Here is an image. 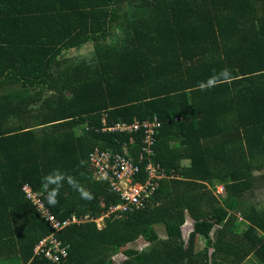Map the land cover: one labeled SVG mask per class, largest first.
Masks as SVG:
<instances>
[{"label": "trees", "instance_id": "1", "mask_svg": "<svg viewBox=\"0 0 264 264\" xmlns=\"http://www.w3.org/2000/svg\"><path fill=\"white\" fill-rule=\"evenodd\" d=\"M88 43L90 59L60 58ZM223 69L234 79L209 86ZM153 117L162 126L150 159L164 177L149 206L103 229L67 225L120 202L93 178L96 147H130L142 173L149 162L137 161L143 134L104 126ZM263 170L264 0H0V264H264V208L249 205ZM140 238L147 249L127 248Z\"/></svg>", "mask_w": 264, "mask_h": 264}, {"label": "built area", "instance_id": "2", "mask_svg": "<svg viewBox=\"0 0 264 264\" xmlns=\"http://www.w3.org/2000/svg\"><path fill=\"white\" fill-rule=\"evenodd\" d=\"M105 124V120L103 121ZM162 124L157 117L146 120L144 122H136L133 124L117 123L114 126H104L103 132H120L129 135H138L141 133V147L137 153V161L142 164L147 156L148 164L145 166L144 173L139 165L134 161V153L126 148L123 153L112 152V150H103L96 147L89 157V163L93 169L94 178L97 181L109 183L114 193H117L120 202L110 208V210L102 217H109L112 213H119L125 216L132 213L134 210H143L149 206V200L154 195L158 184L155 180H160L164 177L163 173H159L160 166H155L150 159L153 154V146L155 144V136L157 131L161 128ZM137 141V138L133 139ZM139 140V139H138ZM133 146L135 147L136 143ZM138 144V145H140ZM133 154V155H132ZM140 175H145V181L138 180ZM26 198L34 206H36L42 214V218L47 219L53 226L55 231H59L65 227L51 214L48 207H46L42 195L35 192L30 186L23 187ZM223 188L218 187V193L222 194ZM94 221L93 217H77L76 215L66 222V224H85ZM45 241L40 242L34 249V254L40 253ZM56 246L58 243H55ZM58 251V250H57ZM66 255V252L63 254ZM55 260H59V257Z\"/></svg>", "mask_w": 264, "mask_h": 264}, {"label": "rangeland", "instance_id": "3", "mask_svg": "<svg viewBox=\"0 0 264 264\" xmlns=\"http://www.w3.org/2000/svg\"><path fill=\"white\" fill-rule=\"evenodd\" d=\"M95 45L93 43H88L81 48H71L67 51L62 52L60 58L65 59H76V60H83V59H90L91 56L94 54ZM15 120L13 119V122ZM187 164V162H185ZM256 181H255V190L253 195L250 197L249 205H255L258 209L264 208V170L261 172L256 173ZM161 227V226H160ZM157 227V232L160 236L165 234L163 227ZM189 236L188 230L184 229L182 232V237L185 242H187ZM205 246L204 238H200L198 240V251L202 250ZM133 248L136 250H145L149 247V244L144 240H137L127 246V248ZM114 260L119 263L121 261L126 260V256L122 253H119L117 256L114 257ZM243 264H260L255 257L251 256L247 259Z\"/></svg>", "mask_w": 264, "mask_h": 264}, {"label": "clouds", "instance_id": "4", "mask_svg": "<svg viewBox=\"0 0 264 264\" xmlns=\"http://www.w3.org/2000/svg\"><path fill=\"white\" fill-rule=\"evenodd\" d=\"M232 79H234V77L231 76V73L229 72V70L228 69H223L218 75L213 76L212 78H210V80L208 81V85L209 86H216L218 83L231 82ZM200 88H201V90H205V85L202 83L200 85ZM93 178H94V173H93ZM95 181H97V180H95ZM52 182H53L52 177L49 176V177H46L44 179L43 185H44L45 191L47 193V196H46L47 202L50 205H53L54 206L58 202L56 200V195L58 194V188L57 189H50L49 186H50V184ZM218 187H221V186H218ZM116 195L118 196L117 193H116ZM89 198H90V194H89ZM113 206H116V204L115 205H111L108 210L103 211L101 213V215L100 216H97V217L91 215L90 213H86L83 216L93 217L94 218V221H91V222H88V223H85V224H82V225H86V224H89V223L94 222V223L97 224V226H98L99 229H103V228L106 227L107 220L121 219V218H123V217L126 216V215L125 216H121L119 213L116 212V213L110 214L109 217L102 218L110 210V208L113 207Z\"/></svg>", "mask_w": 264, "mask_h": 264}, {"label": "crops", "instance_id": "5", "mask_svg": "<svg viewBox=\"0 0 264 264\" xmlns=\"http://www.w3.org/2000/svg\"><path fill=\"white\" fill-rule=\"evenodd\" d=\"M123 2H128V1H131V0H122ZM163 227L164 228V231H165V234L163 235V236H160L159 235V233H158V235H159V237L160 238H163V239H165V238H167V231H166V228H165V225H158V226H156V229H157V227ZM160 227V228H161ZM184 229H186V230H188V232H189V235H190V233L194 230V221H193V219L190 217V215L189 214H187L186 215V222H185V224L182 226V232H183V230ZM188 238H189V236H188ZM144 240L143 238H140L139 240ZM200 239V238H199ZM198 239V240H199ZM138 240V241H139ZM145 241V240H144ZM188 241V240H187ZM204 248H205V246H204ZM203 248V249H204ZM211 251H213L212 249L210 250V252Z\"/></svg>", "mask_w": 264, "mask_h": 264}]
</instances>
